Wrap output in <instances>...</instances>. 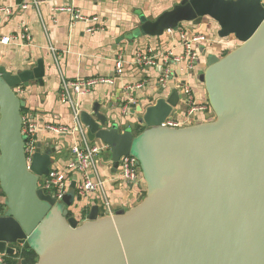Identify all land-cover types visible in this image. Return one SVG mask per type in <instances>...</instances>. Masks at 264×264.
<instances>
[{"label": "water", "instance_id": "95a60500", "mask_svg": "<svg viewBox=\"0 0 264 264\" xmlns=\"http://www.w3.org/2000/svg\"><path fill=\"white\" fill-rule=\"evenodd\" d=\"M205 17L219 24V37L239 42L209 54L199 76L214 118L163 125L181 98L177 88L143 110L138 134L110 124L101 102L82 111L89 140L109 145L115 167L135 157L146 185L136 205L106 213L94 205L82 221L70 210L76 177L62 201L40 186L58 148L39 141L27 160V102L16 87L42 83L43 60L17 73L0 66V254L34 251L33 264H264L263 0H182L156 19L143 15L138 35Z\"/></svg>", "mask_w": 264, "mask_h": 264}, {"label": "crops", "instance_id": "0c3cea01", "mask_svg": "<svg viewBox=\"0 0 264 264\" xmlns=\"http://www.w3.org/2000/svg\"><path fill=\"white\" fill-rule=\"evenodd\" d=\"M182 0H0V7L11 12L0 13V35H11L9 43L0 42V66L17 73L37 66L43 60L45 74L43 82L33 80L23 87L20 95L27 102L24 115L33 116L42 126L47 122L73 126L74 118L69 105L60 99L62 82L96 76L114 77V84H99L94 90L80 98V110L92 112L95 102L103 103L104 111L110 116V124L117 123L121 131L131 128L133 132L146 125L140 124L144 109L157 99L167 97L179 83L190 82L198 101L207 100V94L200 81V74L206 67L207 56H223L234 49L239 42L233 37L218 36L219 24L205 17L201 24L184 22L181 27L190 33H203L208 40L197 43L200 52L196 70L186 71L184 63L174 65V76L167 87L158 83L159 68L142 69L135 63L137 53L153 48L155 52L174 50L182 52L180 38L176 31L162 36L138 35L141 17L156 19L162 12L173 8ZM26 4L27 7H21ZM64 10H60L63 9ZM73 8L84 19L72 20ZM97 18V19H95ZM27 27L31 39L23 38ZM124 60V73L117 76L116 58ZM144 86L132 92L133 102L123 91L126 83H141ZM180 92V91H179ZM128 103L124 113L122 106ZM140 106L142 110H140ZM206 121L199 115V121ZM141 126V127H140ZM38 139L42 145H50L62 152L54 160V166L64 167L69 156L64 150L78 141L77 133L57 134L41 129ZM57 153V152H56ZM70 155V154H69ZM105 190L112 201V212L128 209L142 198L140 193L123 182L114 180L119 173L111 154H105L98 162ZM76 177V176H75ZM76 179V178H75ZM99 192L81 199L71 215L81 221L88 218L92 206L98 205L100 213L105 212Z\"/></svg>", "mask_w": 264, "mask_h": 264}, {"label": "built area", "instance_id": "2783aa9c", "mask_svg": "<svg viewBox=\"0 0 264 264\" xmlns=\"http://www.w3.org/2000/svg\"><path fill=\"white\" fill-rule=\"evenodd\" d=\"M264 2V0H263ZM21 7L26 8V4ZM60 10H64L60 9ZM73 12L72 20L84 19V16L79 11L73 8L67 9ZM1 12H11L10 8L0 7ZM97 19V18H95ZM176 31L180 38L182 52L176 53L174 50H164L155 52L153 48H148L145 51L137 53L135 63L142 69L159 68L158 83L162 87H167L168 82L174 76V65L184 63L186 71L196 70L200 52L197 43H203L208 40L203 33H190L189 30L179 26L178 30H167L172 33ZM23 38L30 40V32L27 27L23 28ZM13 39L11 35H0L1 43H9ZM124 60L121 55L116 58V75L120 76L124 73ZM115 78L108 76H96L90 78H79L76 80H66L62 82L60 91V99L66 105H69L74 118L73 126H66L47 122L40 125L37 120L31 115L23 116V134L26 137V155L28 162H31L37 149L39 142L38 133L41 129L57 134L77 133L78 141L71 146L69 158L64 167L54 166L50 173L40 178V186L45 193H48L56 198L57 201H62L64 196L70 189V185L76 176V198L83 199L90 197L92 194L99 192L102 197V204L105 212H112V201L105 190V179L102 178L98 162L101 159L100 155L103 152H110L109 145L89 140L86 127L81 121L80 98L91 92L99 84H114ZM144 86L141 83H126L123 86V91L128 97V103L133 102L132 92ZM179 88V87H178ZM19 95L23 93V87H16ZM181 98L178 105L173 108L171 114L165 119L163 125L180 127L189 124L198 123L199 115H204L206 120L212 119V108L208 102L198 101L194 93L193 86L190 82L182 83V88L179 90ZM124 104L121 108L125 113L129 104ZM178 107L180 109L178 110ZM111 154V153H110ZM114 180L123 182L136 189L139 194L146 192V185L142 175V171L138 160L132 155L124 156L120 161L119 173ZM0 264H12L8 262L7 256L0 254Z\"/></svg>", "mask_w": 264, "mask_h": 264}, {"label": "trees", "instance_id": "16d2710c", "mask_svg": "<svg viewBox=\"0 0 264 264\" xmlns=\"http://www.w3.org/2000/svg\"><path fill=\"white\" fill-rule=\"evenodd\" d=\"M225 54H226V53H225ZM24 113H25V108H23V114H24ZM144 128H145V127H141V128H139V129H137L134 133H135V134H138V133L142 132ZM144 195H145V194H144ZM18 257H25V258L28 260V262H30V263H32V264H33V263L36 261V259H37V256H36V254L34 253V251H26V250H24V251H22L21 253H18L17 256H16V258H13V257H7V260H8V262H10V263H12V264H15V263L18 262V260H17Z\"/></svg>", "mask_w": 264, "mask_h": 264}, {"label": "rangeland", "instance_id": "374dc122", "mask_svg": "<svg viewBox=\"0 0 264 264\" xmlns=\"http://www.w3.org/2000/svg\"><path fill=\"white\" fill-rule=\"evenodd\" d=\"M184 23H181V25H183ZM202 73V72H201ZM202 83V82H201ZM203 84V83H202ZM203 86H204V84H203ZM178 87L181 89L182 88V84L181 83H179L178 84ZM205 90V89H204ZM208 100V99H207ZM180 109V107H178V110ZM212 115H214V113L212 112ZM212 118H214V116L212 117ZM140 124H143V123H141L140 122ZM141 127V126H140ZM93 142H95V141H93ZM95 143H97V142H95ZM107 152H103L101 155H100V158H104L105 157V154H106ZM68 154V156H69V151L66 149V151L64 150V155H67ZM107 154H110V152L108 151V153ZM60 155H62V152H55L54 154H53V157H52V159L53 160H56V159H58V158H60L59 156ZM70 191H72V192H74V194L76 195V193H77V191L76 190H70ZM144 194H145V192H144ZM143 197H144V195H143ZM81 201V199H79V198H76L75 199V202H74V205L77 203V202H80ZM62 203V202H61ZM63 204V203H62ZM64 205V204H63ZM74 205H72L71 206V208H73L74 207Z\"/></svg>", "mask_w": 264, "mask_h": 264}]
</instances>
